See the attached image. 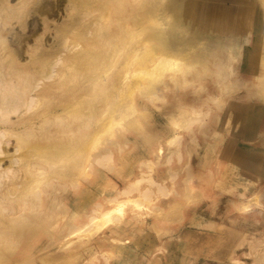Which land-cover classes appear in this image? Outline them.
I'll list each match as a JSON object with an SVG mask.
<instances>
[{"label":"bare ground","instance_id":"6f19581e","mask_svg":"<svg viewBox=\"0 0 264 264\" xmlns=\"http://www.w3.org/2000/svg\"><path fill=\"white\" fill-rule=\"evenodd\" d=\"M160 1L0 0V250L16 246L24 230L32 235L56 231L59 236L44 241L45 246L67 243L72 235L70 244L93 241L123 247L126 242L117 234L127 229L129 214L138 217L127 210L148 204L150 189L144 188L143 198V191L137 193L140 198H132L128 193L133 187L115 188L107 197L114 205L101 211L95 205L100 212L91 209L90 214L94 203L88 193L94 181L89 183L83 173L100 154L89 150L99 137L93 124L105 121L104 132L131 127L135 132L136 111L130 108L135 96L160 102L162 87L168 89V67L174 65L188 77L172 78L173 87L196 81L205 99H215L218 115L232 122L235 113L250 125L246 131L252 136L236 145L232 205L249 223L264 218V185L252 189L250 183L252 173L257 181L264 151L249 142L256 134L255 123L264 120V0H168L166 9ZM93 94H100L104 108H90ZM161 107L168 115V103L162 101ZM188 118L179 120L194 121ZM117 124L122 126L115 130ZM105 141L99 150L110 139ZM143 175L129 186L140 185L147 178ZM242 184L249 186L244 195ZM73 195L80 201L74 207ZM77 217L81 221L75 224Z\"/></svg>","mask_w":264,"mask_h":264},{"label":"rangeland","instance_id":"374dc122","mask_svg":"<svg viewBox=\"0 0 264 264\" xmlns=\"http://www.w3.org/2000/svg\"><path fill=\"white\" fill-rule=\"evenodd\" d=\"M160 3V8H168V0H161ZM167 54L170 55L168 52ZM179 62L178 60L177 64ZM165 67L167 68V66ZM187 77L188 75L180 71L179 66H169L168 89L162 87L160 102V98L157 99L158 101L152 99L151 102L146 95L135 96L133 105H130V108L132 107L136 111L134 114H136L137 120L134 119L136 122L132 123V125L137 123L135 132L131 129L133 127L122 132L116 130V127L119 129L122 124L114 126L116 131L107 132L106 130L104 132L107 126V124L104 125L105 121L97 122V125L93 124L96 128L94 131L97 132L94 134L99 137L94 141V145L91 144L89 150L91 153L96 150L95 152L100 154L96 162L89 163V170L83 173V176L87 175V180L90 178L89 183L91 179L95 182H91L95 187L90 185L91 190L89 189L88 193L89 199L91 201L93 199V206L99 204L100 211L112 207L115 201H110L107 197L111 196L115 188L127 186L128 189L132 190L133 187L137 191L135 187H138L137 192L128 193V196L130 195L132 198H135L141 191H143L141 193L143 198L144 191L150 189L147 191V195L150 192V201L147 202L148 196L146 195L147 198L144 202L148 203L145 204L147 207L144 204L143 207H140H145V212L139 206L138 209L141 211L134 207V212L128 209L133 205L125 206L128 213L138 212L136 215L138 214L139 219L133 215L130 217V214L128 218L126 217L127 229L117 234L126 242L123 247L117 249L105 242L97 246L93 241L81 243V245L84 244L83 246L79 245L78 241L70 244L69 241L73 239L72 235L67 243L63 241L61 245L45 246L44 241L56 239L59 236L56 231L42 230L38 234L32 235L31 231L24 230L19 235L16 246L7 249L4 247L0 250V264H264V218L254 220L255 223H249L250 220L245 219L243 214H239V211L237 212L231 203L233 200L231 198L233 188L231 178L235 160L233 146L236 138L233 132L234 128L231 127L232 123L218 115L217 107L215 106L216 109L214 107L215 99H205L204 90L196 84V81L193 85H184L182 88L174 83L173 87L172 78L180 80ZM99 95L91 96L90 108L106 106L105 102L99 99ZM178 100L185 104H176ZM162 101L168 103V115L163 114ZM174 101L176 102L174 103ZM137 105H140L138 111L135 110ZM130 108L128 107L127 110ZM58 109L62 111L60 104ZM193 109L195 112L191 113ZM178 112L180 118L176 116ZM141 113L146 114H142L143 119L140 117ZM181 113L183 118H181ZM184 115L185 119L188 118L186 116H189L187 122L189 119L194 121L190 123L189 120V123H184L186 122ZM175 118L179 122L184 121L181 122L180 128L178 127L179 122L173 121ZM138 125L141 126V129L139 127L141 133L138 132ZM247 126L249 127L248 123L245 124V127ZM255 126L256 134L249 142L253 147L264 151L263 137H261L264 120L262 119V122ZM230 128L231 132H229ZM129 130L139 134L136 136ZM140 135L139 139L148 140L147 142L142 141L145 142L146 147L142 145V142H138ZM173 135L178 138L167 141V138ZM134 136L137 137V141ZM109 139L112 142L108 141V145L105 146L109 150H105V147L99 150L106 144L105 140ZM134 139L142 147L137 145ZM229 142L231 150L227 151L225 144ZM47 151L50 152L52 149L49 148ZM247 151L252 152L249 149ZM259 155V152H253L255 157ZM113 170L115 172L117 170L118 173L115 174ZM127 173L129 174L127 175ZM140 173L145 174V178L147 177V181L150 179V183L144 179L142 180L144 183L139 181L140 185L136 182L138 186H135L136 183L129 186L136 178H144V175L142 176ZM148 173L150 175H147ZM96 174L102 178L100 179ZM113 174L116 175V178ZM92 175L93 178L95 177L94 179ZM120 175L121 177H119ZM186 177L187 181L184 180ZM255 180L256 176L252 173L250 183H254L251 188L262 189L264 167L261 164L258 169L257 181L255 182ZM100 182L102 184H99ZM151 182L153 183L151 184ZM148 183L153 187H148ZM154 183L155 185H153ZM157 183L160 187L162 186L163 190L160 191L161 188L156 185ZM127 187L126 190H128ZM79 188L80 183L73 189L77 191ZM244 188H249V186L242 184L243 195ZM125 193L123 194L125 195ZM105 199L108 202L104 201ZM75 202L80 203L78 197L73 195L72 207ZM141 202L143 203V200ZM94 207L90 206V214L93 212L92 210L98 213V207H95L96 209ZM155 208L157 210L159 208V210L157 211ZM64 209L62 208V213H64ZM136 215L134 214V216ZM132 218L138 219L137 223ZM141 219L142 222H140ZM80 221L81 219L77 217L73 223L78 224ZM95 236L98 235L95 234ZM31 240L40 241L38 244L22 246L23 243Z\"/></svg>","mask_w":264,"mask_h":264},{"label":"crops","instance_id":"0c3cea01","mask_svg":"<svg viewBox=\"0 0 264 264\" xmlns=\"http://www.w3.org/2000/svg\"><path fill=\"white\" fill-rule=\"evenodd\" d=\"M180 104L183 105V104H185V103L181 101ZM192 107H194V106H192ZM193 111H194V109H193ZM231 123H232V122H231ZM236 124H237V123H236ZM259 124H260V123H255V125H259ZM249 126H250V125H249ZM255 127H256V126H255ZM247 128H248V126L244 128V131H243V132H241L240 125H236V127H234V129H233V132H234V134H235V136H236V138H235V143H234V146H233V149H234V159L237 157V155H236V145H237V143H238L237 141L241 139V141H243V142L245 143V139H248L249 137L252 136V135H251L252 132H248V131H246ZM237 134H239V137L241 136V137H243V138L240 137L239 139H237ZM174 137H175V135H174ZM168 139H171V136H170L169 138H167V141H168ZM249 141H251V140H249ZM231 182H232V178H231ZM231 198H232V197H231ZM231 203H232V202H231Z\"/></svg>","mask_w":264,"mask_h":264},{"label":"snow or ice","instance_id":"6c2138e0","mask_svg":"<svg viewBox=\"0 0 264 264\" xmlns=\"http://www.w3.org/2000/svg\"><path fill=\"white\" fill-rule=\"evenodd\" d=\"M237 119H240V129H241V132H243L244 131V128H245V120L243 118H241V117H237L235 115V113H234L233 118H232V125H231V127L232 128L236 127V120ZM221 127H223L222 124H221ZM229 132H231V128L229 129ZM261 134L264 135V127L261 128ZM239 138H240L239 137V134H237V139H239ZM225 149L227 151H230L231 150V143L230 142L225 144ZM260 164H261L262 167H264V157L261 158Z\"/></svg>","mask_w":264,"mask_h":264}]
</instances>
